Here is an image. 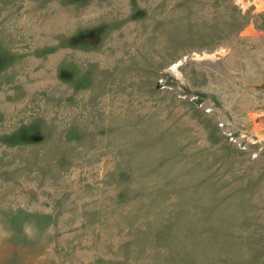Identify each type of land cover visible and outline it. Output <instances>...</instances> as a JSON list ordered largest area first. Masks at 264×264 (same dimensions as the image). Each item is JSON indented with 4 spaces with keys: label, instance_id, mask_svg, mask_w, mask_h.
<instances>
[{
    "label": "rangeland",
    "instance_id": "374dc122",
    "mask_svg": "<svg viewBox=\"0 0 264 264\" xmlns=\"http://www.w3.org/2000/svg\"><path fill=\"white\" fill-rule=\"evenodd\" d=\"M264 0H0V264H264Z\"/></svg>",
    "mask_w": 264,
    "mask_h": 264
},
{
    "label": "water",
    "instance_id": "95a60500",
    "mask_svg": "<svg viewBox=\"0 0 264 264\" xmlns=\"http://www.w3.org/2000/svg\"><path fill=\"white\" fill-rule=\"evenodd\" d=\"M260 89H264V82L259 85Z\"/></svg>",
    "mask_w": 264,
    "mask_h": 264
}]
</instances>
